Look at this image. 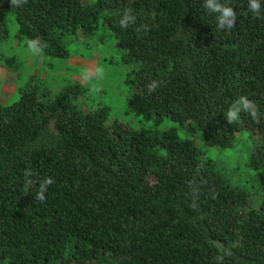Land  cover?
<instances>
[{
	"label": "trees",
	"instance_id": "1",
	"mask_svg": "<svg viewBox=\"0 0 264 264\" xmlns=\"http://www.w3.org/2000/svg\"><path fill=\"white\" fill-rule=\"evenodd\" d=\"M221 3L236 12L231 29H217L204 0H0V36L11 13L18 37H40L55 57H68L77 31L106 25L132 66L130 111L187 135L132 129L37 84L0 103V264H264V191L236 186L198 146L230 148L249 129L258 141L247 165L264 173V19L248 0ZM125 8L136 21L122 28ZM241 95L261 116L229 124ZM44 177L55 183L40 203Z\"/></svg>",
	"mask_w": 264,
	"mask_h": 264
},
{
	"label": "rangeland",
	"instance_id": "2",
	"mask_svg": "<svg viewBox=\"0 0 264 264\" xmlns=\"http://www.w3.org/2000/svg\"><path fill=\"white\" fill-rule=\"evenodd\" d=\"M93 2L94 0H84ZM7 34L0 36V103H12L27 86L39 85L50 95L71 93L74 106L90 110L100 106L109 109L110 118L132 129H151L158 132L174 129L180 138L186 133L177 123L164 118L160 123L136 115L129 109L130 87L126 80L132 66L122 58L116 37L100 23L92 32L77 31L67 40L68 57L33 55L26 40L17 35L14 15L6 13ZM103 75L97 77V69ZM258 136L249 129L238 133L230 148L198 146L204 156L226 172L236 186L249 193H263L264 173L247 165L251 145Z\"/></svg>",
	"mask_w": 264,
	"mask_h": 264
},
{
	"label": "clouds",
	"instance_id": "3",
	"mask_svg": "<svg viewBox=\"0 0 264 264\" xmlns=\"http://www.w3.org/2000/svg\"><path fill=\"white\" fill-rule=\"evenodd\" d=\"M28 0H10V7H20L23 4H26ZM203 7L205 11L209 14H216L217 20V29L225 30L231 29L236 24V12L233 7L227 6L224 3H221V0H204ZM248 11L253 13L256 18L264 19V10H262V5L260 0H248ZM133 10L131 8H125L123 10V16L120 19V26L122 28H127L130 24L135 23L136 17L132 14ZM144 30L148 31V25H141L137 31ZM28 51L33 55H41L44 52V49L47 47V44L42 41L40 37L29 38L26 41ZM103 75V69H97V77ZM159 86L157 81H152L148 85L149 93L154 92ZM241 113H244L253 121H258L261 113L259 111L256 103L249 99L246 95L239 96L230 106L227 111L226 120L229 124H233L241 119ZM24 188L25 190H30L31 186L36 183L33 179L34 173L28 168L25 169L24 173ZM55 183L54 178L44 177L43 180L39 181L38 190L34 199L40 203L46 202L47 196L46 193L49 190V187ZM223 255H230L228 249L223 250ZM219 260L223 261V256L219 257Z\"/></svg>",
	"mask_w": 264,
	"mask_h": 264
}]
</instances>
